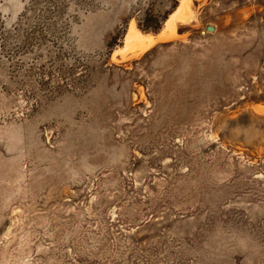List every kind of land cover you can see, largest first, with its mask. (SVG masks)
I'll return each instance as SVG.
<instances>
[{
    "label": "rangeland",
    "instance_id": "1",
    "mask_svg": "<svg viewBox=\"0 0 264 264\" xmlns=\"http://www.w3.org/2000/svg\"><path fill=\"white\" fill-rule=\"evenodd\" d=\"M1 31L0 264H264V0H0Z\"/></svg>",
    "mask_w": 264,
    "mask_h": 264
},
{
    "label": "trees",
    "instance_id": "2",
    "mask_svg": "<svg viewBox=\"0 0 264 264\" xmlns=\"http://www.w3.org/2000/svg\"><path fill=\"white\" fill-rule=\"evenodd\" d=\"M166 17L162 18H153V19H147L146 23H141L137 25V28L141 31V33L144 34H153L157 35L162 28V24L165 22ZM17 47L14 46V43L11 42V39L8 36V31H1L0 32V62L5 61L12 62L14 49ZM25 54V53H24ZM23 54V55H24Z\"/></svg>",
    "mask_w": 264,
    "mask_h": 264
},
{
    "label": "water",
    "instance_id": "3",
    "mask_svg": "<svg viewBox=\"0 0 264 264\" xmlns=\"http://www.w3.org/2000/svg\"><path fill=\"white\" fill-rule=\"evenodd\" d=\"M207 31H208V32H212V31H213V27L208 26V27H207Z\"/></svg>",
    "mask_w": 264,
    "mask_h": 264
},
{
    "label": "bare ground",
    "instance_id": "4",
    "mask_svg": "<svg viewBox=\"0 0 264 264\" xmlns=\"http://www.w3.org/2000/svg\"><path fill=\"white\" fill-rule=\"evenodd\" d=\"M136 35V34H135ZM138 35V34H137Z\"/></svg>",
    "mask_w": 264,
    "mask_h": 264
}]
</instances>
